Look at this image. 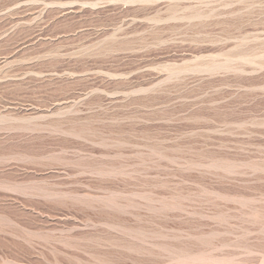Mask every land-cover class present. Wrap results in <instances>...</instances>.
<instances>
[{
	"label": "rangeland",
	"instance_id": "obj_1",
	"mask_svg": "<svg viewBox=\"0 0 264 264\" xmlns=\"http://www.w3.org/2000/svg\"><path fill=\"white\" fill-rule=\"evenodd\" d=\"M0 264H264V0H0Z\"/></svg>",
	"mask_w": 264,
	"mask_h": 264
}]
</instances>
